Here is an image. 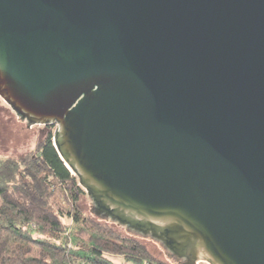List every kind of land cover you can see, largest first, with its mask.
<instances>
[{
    "label": "water",
    "instance_id": "1",
    "mask_svg": "<svg viewBox=\"0 0 264 264\" xmlns=\"http://www.w3.org/2000/svg\"><path fill=\"white\" fill-rule=\"evenodd\" d=\"M0 95L98 213L264 264V0H0Z\"/></svg>",
    "mask_w": 264,
    "mask_h": 264
},
{
    "label": "trees",
    "instance_id": "2",
    "mask_svg": "<svg viewBox=\"0 0 264 264\" xmlns=\"http://www.w3.org/2000/svg\"><path fill=\"white\" fill-rule=\"evenodd\" d=\"M55 130L35 153L0 158V264H169L84 212L86 189L59 155Z\"/></svg>",
    "mask_w": 264,
    "mask_h": 264
},
{
    "label": "rangeland",
    "instance_id": "3",
    "mask_svg": "<svg viewBox=\"0 0 264 264\" xmlns=\"http://www.w3.org/2000/svg\"><path fill=\"white\" fill-rule=\"evenodd\" d=\"M54 125L56 126V124ZM49 130L50 124L33 123L26 118L23 119L0 95V158L20 157L27 153H35L39 143L45 138ZM71 171L74 173L72 169ZM80 205L84 212L96 220L107 222L122 234L140 240L157 260L169 264H185L184 262L177 263L180 259L183 261L185 259L174 254L160 239L152 234L139 232L113 220L111 217L98 213L96 204L87 190L80 196ZM112 258L116 262L123 261L121 257L113 256ZM199 262L200 264H210L205 260H199Z\"/></svg>",
    "mask_w": 264,
    "mask_h": 264
},
{
    "label": "flooded vegetation",
    "instance_id": "4",
    "mask_svg": "<svg viewBox=\"0 0 264 264\" xmlns=\"http://www.w3.org/2000/svg\"><path fill=\"white\" fill-rule=\"evenodd\" d=\"M23 119H25V118H23Z\"/></svg>",
    "mask_w": 264,
    "mask_h": 264
}]
</instances>
